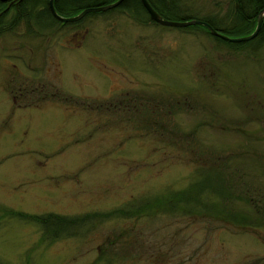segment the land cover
Returning a JSON list of instances; mask_svg holds the SVG:
<instances>
[{"label":"rangeland","instance_id":"1","mask_svg":"<svg viewBox=\"0 0 264 264\" xmlns=\"http://www.w3.org/2000/svg\"><path fill=\"white\" fill-rule=\"evenodd\" d=\"M179 4L176 18H225L221 33L243 36L232 0ZM83 19L37 37L23 26L0 35V205L106 212L184 190L196 177L192 155L204 150L239 172L246 199L231 208L253 217L252 200L264 205V41L235 49L202 30L116 8ZM151 111L163 122L148 131ZM197 215L109 222L93 237L48 247L35 227L3 220L0 257L26 264L29 252L30 264H92L114 226L134 225L143 247L127 264H264L263 221L241 229Z\"/></svg>","mask_w":264,"mask_h":264},{"label":"trees","instance_id":"2","mask_svg":"<svg viewBox=\"0 0 264 264\" xmlns=\"http://www.w3.org/2000/svg\"><path fill=\"white\" fill-rule=\"evenodd\" d=\"M115 1L54 0V7L59 15L68 17L77 15L84 8L103 6ZM148 2L164 19L173 21L188 20L187 18H176L179 14H173V12L179 11L176 5L179 4L180 0H148ZM232 3L233 8L230 12L233 19L232 22L240 26L243 35L251 34L254 30L256 17L264 7V0H232ZM116 9L136 15H141L142 13L150 22L154 23L143 8L140 0H123ZM95 14L91 13L84 19ZM224 19L214 20L213 18H206L202 19V21L207 22L215 30L221 32L223 26L220 23L225 22L223 21ZM78 23L62 24L56 21L50 14L48 0H21L17 1L15 5L10 6L7 10L6 4L0 1V35L15 32V29L23 26L27 36L37 37L39 30L51 29L58 25L60 27H74ZM34 28L37 30L35 31ZM188 28L202 30L213 37L203 26L195 25ZM263 36L264 24L256 41L260 39L264 40ZM213 39L220 44H231L216 37H213ZM253 43L254 41L252 40L233 44H236L235 49H239ZM43 99H40V101H43ZM147 119L150 120L148 121ZM145 121L142 124V128L148 131H150L152 124L163 122V120L160 121V115L155 111H151ZM168 122L165 120L164 124L169 125ZM175 131L169 125V139H172L171 137ZM184 143V141H180L181 145H184ZM183 147L188 149V144L186 143ZM192 156L191 160L197 166L196 177L184 190L171 191L161 196H143L106 212H92L78 215H60L54 213L31 214L0 205V222L3 220H14L35 227L39 232V244L48 247L58 241L93 237L109 222L113 224L122 222L123 224L130 221L134 224V222L147 217L154 221L157 215L161 214L190 216L193 213H197L199 217L223 221L232 226L239 225L241 229H246L245 223L250 219H259L256 214L252 217L250 214L248 215L236 209L232 210L231 208L233 201L239 200L238 198L242 194L243 198L246 199L247 190L245 187L239 185L237 180L239 172L237 175L230 167L224 166L225 163L220 158L212 155L211 151L206 152L203 150L200 154H193ZM201 168H205L208 171L204 173L203 170L205 169ZM208 172L209 174H207ZM214 200H218L219 204H214ZM251 203L249 205L254 209V203ZM134 227V225L130 228L123 225L119 228L114 226L108 234L109 238L106 239L108 241L106 243L104 241L98 248L96 259L92 264H127L130 257L134 258V260L138 259L140 249L143 247L140 240V238H143V232ZM135 230L137 233H135ZM29 260L30 253L28 252L26 264H30ZM0 264L9 263L0 257Z\"/></svg>","mask_w":264,"mask_h":264},{"label":"water","instance_id":"3","mask_svg":"<svg viewBox=\"0 0 264 264\" xmlns=\"http://www.w3.org/2000/svg\"><path fill=\"white\" fill-rule=\"evenodd\" d=\"M0 1L1 2H7L8 0H0ZM122 2H123V0H116L115 2H113L111 4H107V5H103V6L87 7V8H84L77 15L68 16V17L61 16L56 12L55 7H54V0H48V8H49L51 16L56 21L63 23V24H68V23L78 22L90 13L107 12L109 10L115 9ZM140 2L142 4L143 8L145 9V11L147 12V14L149 15L150 19L154 23H156L160 26L173 27V28H186V27L195 26V25L203 26L204 28H206L208 30V32L213 37L219 38L223 41L230 42V43H243V42H249L252 39H254L258 35V33L261 29V25H262V21H263V17H264V8H263L258 14L256 27L251 34L246 35V36L231 38V37L224 35L221 32H218L210 24H208L207 22L202 21V20L188 19V20H183V21H173V20L164 19L162 16H160L155 11V9L150 5L148 0H140Z\"/></svg>","mask_w":264,"mask_h":264},{"label":"flooded vegetation","instance_id":"4","mask_svg":"<svg viewBox=\"0 0 264 264\" xmlns=\"http://www.w3.org/2000/svg\"><path fill=\"white\" fill-rule=\"evenodd\" d=\"M17 1H21V0H8L7 2H2V3H5V4H6V10H7V9L10 8V6L15 5ZM263 8H264V7H263ZM258 14H259V13H258ZM257 19H258V15H257V17H256V21H255L254 29H255V27H256ZM263 24H264V17H263V21H262L261 29H262ZM261 29H260L259 33L261 32ZM259 33H258V35H259ZM258 35H257L254 39H252V40L254 41V45H256L257 43L260 44L261 41H264V40H262V39L256 41V39L258 38ZM243 36H244V35H243ZM263 38H264V36H263ZM252 40H251V41H252ZM257 46H258V45H257ZM252 202L254 203V210L256 211V216H257V218H259V219L255 220V221H256L255 224H256V226H258V225H260V223H262V221L264 222V220H262V219L264 218V205H263V204H259L260 201L254 202V201L252 200ZM256 226L253 227V229H255Z\"/></svg>","mask_w":264,"mask_h":264},{"label":"bare ground","instance_id":"5","mask_svg":"<svg viewBox=\"0 0 264 264\" xmlns=\"http://www.w3.org/2000/svg\"><path fill=\"white\" fill-rule=\"evenodd\" d=\"M244 36H246V35H244Z\"/></svg>","mask_w":264,"mask_h":264}]
</instances>
